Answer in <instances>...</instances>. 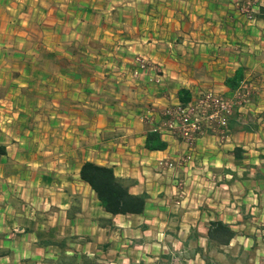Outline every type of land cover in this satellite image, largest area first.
I'll return each instance as SVG.
<instances>
[{
	"label": "crops",
	"instance_id": "1",
	"mask_svg": "<svg viewBox=\"0 0 264 264\" xmlns=\"http://www.w3.org/2000/svg\"><path fill=\"white\" fill-rule=\"evenodd\" d=\"M246 1L0 0V264H53L40 234L76 237L70 250L97 264L178 253L183 264H264V0L254 22L237 10ZM138 58L148 68L134 77ZM243 84L246 106L235 98ZM180 90L233 104L227 128L190 150L155 131ZM152 132L162 146L148 149ZM85 162L130 180L144 212L98 227L110 215L80 180ZM212 221L234 231L227 246L208 242ZM101 232L120 245L90 236Z\"/></svg>",
	"mask_w": 264,
	"mask_h": 264
},
{
	"label": "trees",
	"instance_id": "2",
	"mask_svg": "<svg viewBox=\"0 0 264 264\" xmlns=\"http://www.w3.org/2000/svg\"><path fill=\"white\" fill-rule=\"evenodd\" d=\"M178 100L180 104H186L191 97L183 90L178 92ZM158 133L152 132L148 139L153 143L146 147L149 149L162 146L158 141ZM239 148L234 150V158L241 159L238 152ZM79 177L82 182L87 184L91 191L95 194L96 200L104 213L110 215V218L99 217L95 221L100 228L113 227L112 217L116 215H140L144 212L145 195H132L129 193L130 180L120 179L113 173L112 168L98 166L90 162L82 164L79 170ZM235 236L234 231L230 227L220 221H212L208 223L207 239L216 247L227 246L230 240ZM40 246L52 247L55 251V259L53 264H97V257L88 258L82 253H77L68 247L72 244L76 237H69L60 240L51 239L50 235L38 236ZM211 246V245H210ZM211 248V247H210ZM173 255H164L160 259V264H171ZM205 264H210L207 256L204 258ZM137 264H145L138 262Z\"/></svg>",
	"mask_w": 264,
	"mask_h": 264
},
{
	"label": "built area",
	"instance_id": "3",
	"mask_svg": "<svg viewBox=\"0 0 264 264\" xmlns=\"http://www.w3.org/2000/svg\"><path fill=\"white\" fill-rule=\"evenodd\" d=\"M258 0H248L239 5L238 12L246 18L248 22H254L253 8ZM148 68L146 61L137 59V68L134 72L136 77L139 72ZM253 91L247 84H243L236 99L240 106L250 103ZM233 104L224 96L212 91H201L186 104H176L169 106L162 112L163 121L156 127L155 131L168 132L181 139L187 148L192 149L195 140L209 130H225L227 128L228 117L232 114ZM191 160L187 155L177 162L162 160L159 167L173 169L176 165H184ZM178 187L183 186V181L177 182Z\"/></svg>",
	"mask_w": 264,
	"mask_h": 264
},
{
	"label": "rangeland",
	"instance_id": "4",
	"mask_svg": "<svg viewBox=\"0 0 264 264\" xmlns=\"http://www.w3.org/2000/svg\"><path fill=\"white\" fill-rule=\"evenodd\" d=\"M180 181H183V179L182 180H180ZM184 183V182H183ZM178 187V186H177ZM179 188V190L181 191V189H183V186L182 187H178ZM179 195H181V193L179 194ZM88 221H89V217H88V215H83L79 220H78V223L76 224V226L78 227V229H80V228H82L83 226H87L88 225ZM126 236H130V234H125ZM91 236V238L95 241V242H107L108 240H112V242L113 243H115L118 239L117 238H114L115 236L114 235H112V238H114V239H110L108 236H106L103 232H101V233H96V234H91L90 235ZM84 238H89V237H84ZM87 242H88V240L87 241H85V239L83 240H80L79 241V244H80V246L81 247H83V245L85 244H87ZM120 245V243L117 241L116 242V246H119ZM123 245H127L126 243L125 244H123ZM88 248V247H87ZM123 248H125V247H123ZM114 251L115 250H113L112 252H110V254H112L111 256H113V253H114ZM125 251L126 252H128V254L129 253H131L130 251H132V250H130V248L129 247H127V248H125ZM131 255H133V256H135V253H134V251H133V253H131ZM242 257H244V253L241 255ZM216 259L214 258L213 259V264H215L216 263ZM241 261H242V258L240 257L239 258V264L241 263ZM182 262H184L183 261V258H182V255H179V253L178 254H175V255H173L172 256V258H171V264H183ZM221 264H223V263H221Z\"/></svg>",
	"mask_w": 264,
	"mask_h": 264
}]
</instances>
